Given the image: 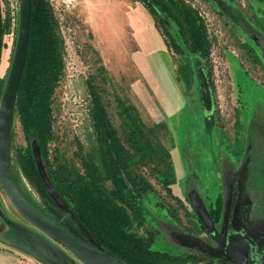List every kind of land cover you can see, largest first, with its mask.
Wrapping results in <instances>:
<instances>
[{
  "label": "rangeland",
  "instance_id": "obj_1",
  "mask_svg": "<svg viewBox=\"0 0 264 264\" xmlns=\"http://www.w3.org/2000/svg\"><path fill=\"white\" fill-rule=\"evenodd\" d=\"M48 1L62 56V74L52 97L55 138L49 145V165L37 141L31 143L34 157V148L39 149L48 176L54 179L49 166L56 170L65 166L68 173L80 174L82 156L91 149V141L97 140L88 87L93 80L122 140L138 141L139 149L146 148L144 138L123 135L124 108L130 105L170 154L166 163L145 159L131 163L129 172L140 184L134 203L142 211L141 219L126 228L129 235L171 258L169 264H221L199 246L185 245L178 236L190 235L186 214L191 210L190 200L215 211L219 203L230 201L232 185L239 182L241 204L251 205L248 229L264 241V0H177L201 24L205 54L179 34L178 53L172 39L176 25L166 20L169 31L159 25L142 0H75L69 11H63L64 0ZM0 6L7 32L0 67L1 102L15 54L20 11L17 0H0ZM198 68L210 85V111L202 102ZM28 148L16 115L11 167L17 188L42 214L58 216L73 229L75 218L64 200L68 210L51 197L59 207L55 208L26 175L19 151L24 154ZM118 204L128 207L126 202ZM220 211L217 221L222 219ZM193 217L194 228L200 227L197 215ZM220 221L216 227L222 233L225 225ZM10 224L42 236L69 264H84L26 223L0 185V264H46L9 241ZM212 247L220 251L218 243Z\"/></svg>",
  "mask_w": 264,
  "mask_h": 264
},
{
  "label": "trees",
  "instance_id": "obj_2",
  "mask_svg": "<svg viewBox=\"0 0 264 264\" xmlns=\"http://www.w3.org/2000/svg\"><path fill=\"white\" fill-rule=\"evenodd\" d=\"M142 1L159 25L161 23L168 31L170 28L167 21L170 20L176 25V37L172 36V39L178 53L182 45L177 38L179 34L180 39L191 40L195 45L194 48L197 51L202 50V54H205L207 47L203 28L196 16L180 1ZM31 5L30 42L16 109V115L22 124L29 148L24 154L19 151V157L21 163L26 165L24 170L26 175L56 208L57 204L40 178L31 143L34 140L37 141L41 155L49 165V145L55 138L52 97L62 74L61 42L56 35V19L49 1L31 0ZM156 15H159V20ZM6 33L0 6V67L3 52L6 49L4 41ZM88 87L91 98L90 114L97 135V143L91 141V149L82 156L80 174L68 173V168L65 166H58L57 170L49 166L54 177L53 179L49 174L50 180L66 203L68 211L72 212V215L106 249L129 264H169L171 258L152 250L148 243L127 233L126 228L131 225V222L141 219L142 208L134 203V196L139 192L140 184L136 183L126 170L132 167L131 163L144 159L148 162L156 160H161L163 163L170 162V154L152 129L146 127L141 121L136 108L130 105L124 108L123 135L126 138H144L146 148L139 149L138 141L122 140L117 129L110 123L108 111L100 95L101 89L94 85L93 80L88 82ZM1 95L2 90H0ZM134 152L136 155H133ZM141 152H145V156H140ZM121 170L125 171L120 172ZM170 181V179L165 180L166 184H170ZM149 188L150 185L146 187L147 190ZM127 194L130 205L120 206L118 200H127ZM60 211L62 214L65 213L61 209ZM43 214L58 226L68 228L76 237L86 240L75 219L70 225L73 228L71 229L60 217L45 212ZM69 222L72 223V221Z\"/></svg>",
  "mask_w": 264,
  "mask_h": 264
},
{
  "label": "water",
  "instance_id": "obj_3",
  "mask_svg": "<svg viewBox=\"0 0 264 264\" xmlns=\"http://www.w3.org/2000/svg\"><path fill=\"white\" fill-rule=\"evenodd\" d=\"M20 11L19 33L15 54L7 79L6 87L0 102V185L12 207L19 216L38 232L61 245L84 264H129L110 250L106 249L73 215L87 242L76 237L67 229L58 226L34 206H32L20 193L12 174L11 145L13 127L16 116L19 87L21 84L24 67L26 64L30 42L32 5L31 0H17ZM198 82L205 110L210 111L212 96L210 85L205 72L198 68ZM35 158L40 177L54 201L63 210H68L62 198L54 188L45 166L41 161L39 149L34 148ZM198 217L207 231L215 236L216 226L208 211L201 202L195 201ZM245 235L240 239L234 237V230L228 229L225 247L221 246L220 252L200 238L182 234L179 239L185 245L199 246L210 253V258L232 262L234 264H264V254L256 251L254 238L244 229ZM9 241L20 248L40 258L46 264H69V261L58 254L47 241L24 226L10 224Z\"/></svg>",
  "mask_w": 264,
  "mask_h": 264
},
{
  "label": "flooded vegetation",
  "instance_id": "obj_4",
  "mask_svg": "<svg viewBox=\"0 0 264 264\" xmlns=\"http://www.w3.org/2000/svg\"><path fill=\"white\" fill-rule=\"evenodd\" d=\"M245 156V154L241 153V158L243 159ZM117 165H119V163H117ZM125 170H121L120 172H124ZM126 172H129V169L126 170ZM238 179H236L237 181ZM241 184L239 182H234V184L232 185V189H231V195H230V201L228 203H225V201H223L222 204L219 203L218 206H216V210L215 211H209L205 206L204 208L208 211L212 221L214 222L215 226L217 225V223L220 221L221 218H219V221L216 220V216L218 214V211H220V215L219 217H222L220 224L225 225V230L224 232L220 233L218 232V227H216V235L212 236L206 229V227L204 226V224L201 222L200 218L198 217L196 208L194 206V202H192L190 200V206H191V210L190 212H186V214H188L189 218H190V224L192 227H190V236H194L197 238L202 239L203 241H205L206 243H208L210 246H214V243H218V247L221 248V246L225 247V243L227 241V237H229L230 235L228 234V229L229 227L234 230V237H237L238 239H240V237H242V235H245L244 232H241L242 230H246L249 235L251 237L254 238V241L256 242V247H255V252L254 254H256V251L260 254H264V241H262L261 239H258L256 237H254V235L251 233L250 229H248V220H249V216H250V210H251V205L249 203H243L241 204V200H240V193H241ZM141 188V187H140ZM127 200H122V203H127V206H129V195L127 194L126 196ZM120 201V200H118ZM125 201V202H124ZM262 215L264 217V192H263V203H262ZM196 214L197 217L199 218L200 222L199 225L200 227H196L194 228V217L193 215ZM264 231V230H263ZM173 235L174 237V233L171 234V236ZM81 240L85 241L86 243L87 240H85L84 238H80ZM210 239H212L213 241H210ZM208 252V251H206ZM220 252V251H218ZM209 254V252L207 253ZM216 261H222L221 264H234L232 262H225L224 260H216Z\"/></svg>",
  "mask_w": 264,
  "mask_h": 264
},
{
  "label": "built area",
  "instance_id": "obj_5",
  "mask_svg": "<svg viewBox=\"0 0 264 264\" xmlns=\"http://www.w3.org/2000/svg\"><path fill=\"white\" fill-rule=\"evenodd\" d=\"M75 0H64V10L69 11L74 6Z\"/></svg>",
  "mask_w": 264,
  "mask_h": 264
}]
</instances>
